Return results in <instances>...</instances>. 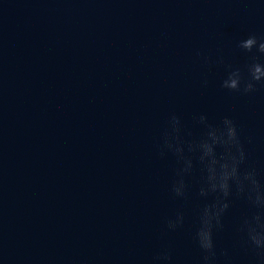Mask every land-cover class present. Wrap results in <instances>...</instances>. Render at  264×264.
Returning a JSON list of instances; mask_svg holds the SVG:
<instances>
[{
  "label": "water",
  "instance_id": "1",
  "mask_svg": "<svg viewBox=\"0 0 264 264\" xmlns=\"http://www.w3.org/2000/svg\"><path fill=\"white\" fill-rule=\"evenodd\" d=\"M249 32L264 35L259 0H0V264H150L162 248L197 264L190 224L164 231L179 202L155 144L170 111L230 115L264 176V87L223 93L196 56L242 64ZM242 211L220 264H258L231 227Z\"/></svg>",
  "mask_w": 264,
  "mask_h": 264
},
{
  "label": "clouds",
  "instance_id": "2",
  "mask_svg": "<svg viewBox=\"0 0 264 264\" xmlns=\"http://www.w3.org/2000/svg\"><path fill=\"white\" fill-rule=\"evenodd\" d=\"M264 4V0H259ZM233 48L245 59L242 64L223 54L196 56L209 71L219 69L218 89L233 96H250L264 87V35L249 32L237 38ZM207 76L201 86L208 87ZM252 137L230 115L213 120L204 111L193 112L188 121L170 111L159 129L155 152L171 159L170 197L179 202L164 218V231L175 232L190 224V238L200 256L197 264H220L227 249L219 248L218 234L237 201L244 211L232 222L243 246L264 264V176L249 163L246 145ZM150 264H174L169 248L156 251Z\"/></svg>",
  "mask_w": 264,
  "mask_h": 264
}]
</instances>
